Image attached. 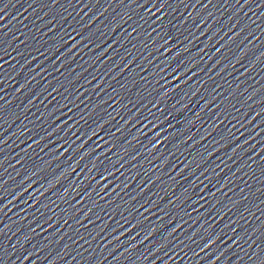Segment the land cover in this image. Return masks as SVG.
Wrapping results in <instances>:
<instances>
[{"label":"snow or ice","instance_id":"snow-or-ice-1","mask_svg":"<svg viewBox=\"0 0 264 264\" xmlns=\"http://www.w3.org/2000/svg\"><path fill=\"white\" fill-rule=\"evenodd\" d=\"M261 264H264V261H262Z\"/></svg>","mask_w":264,"mask_h":264}]
</instances>
